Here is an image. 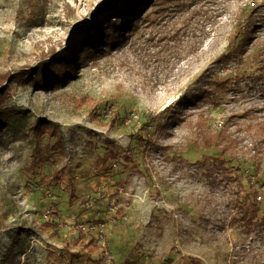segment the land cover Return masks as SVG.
Listing matches in <instances>:
<instances>
[{
    "label": "rangeland",
    "instance_id": "obj_1",
    "mask_svg": "<svg viewBox=\"0 0 264 264\" xmlns=\"http://www.w3.org/2000/svg\"><path fill=\"white\" fill-rule=\"evenodd\" d=\"M155 2L0 0V72L20 76L3 85L14 109L0 131V260L264 264V229L246 224L235 186L200 162L220 151L198 148L226 130L232 165L252 181L262 215L264 82L220 89L218 104L196 97L236 74L235 61L217 60L236 43L243 8L264 0H196L193 16L164 18ZM112 23L123 41L103 53ZM87 45L97 57L84 56ZM54 57L69 71L42 87L37 76L36 86L29 70ZM54 174L61 182H43Z\"/></svg>",
    "mask_w": 264,
    "mask_h": 264
},
{
    "label": "trees",
    "instance_id": "obj_2",
    "mask_svg": "<svg viewBox=\"0 0 264 264\" xmlns=\"http://www.w3.org/2000/svg\"><path fill=\"white\" fill-rule=\"evenodd\" d=\"M194 1L196 0H158V2H155L154 5L158 7L157 9H159V11L157 13L159 17L162 18L172 14H184V12L193 16V11H191L189 8L193 5ZM198 10H194V13L198 12ZM243 11L246 12V16L243 20H238L237 29L233 37V43H236L232 45L230 44L227 48V52L217 60V63L220 65L230 64V62L235 61L238 67L236 74L230 78L225 77L204 85L202 92L196 95L198 99H207L212 103L218 104L221 100V96L218 95V91L220 89L228 91L230 85L236 86L238 88L242 82L245 84H249L251 81L256 80L264 82V5L257 6L256 4H253L252 6H245ZM111 25L112 28H109L113 32V36H108V38L110 37L108 39V43L106 41L108 45V48L106 49L108 50L103 51V53L111 51L113 47L121 45L123 41L124 34H122V36H118L120 34L119 28H117L113 23ZM88 47L89 46L87 45L85 48L84 56L97 57V45H94L90 48ZM257 47H259V49L252 55V59L246 58L247 54L249 55L251 51L254 52ZM243 64H248V68L245 71H241L240 69V65ZM67 65L68 63L64 60L54 57L52 59H47L40 62V64L35 69L29 71L33 75V80L35 82L38 81V77L40 78L41 84L39 83V86L42 87V82L44 83L46 79H52L55 70L60 72L69 71ZM11 77V81L20 79V76H12L9 73L0 72V131L6 128L4 127L7 121L5 117H7L8 113L14 109L7 108L11 100L9 85L3 87V85H5V83H7ZM22 77L23 75L21 76V79ZM36 86H38V82ZM118 119L119 115L114 114L110 119V126L114 127ZM260 127L262 128V134L264 135V125H261ZM35 131L37 132V135L43 136L46 133V127L37 126ZM225 132V129H221L212 137L203 139L202 145L198 146V148L202 147L208 150L216 149L220 151V156L205 157L200 162L209 164L210 171L217 174V177L220 178V182L225 184H233L235 186V190L238 194L236 203H239V205L236 207L240 208V215L243 220H246V224L253 225L254 229L257 230L264 229V209L262 210V215H260L261 207L257 201V198L260 196L257 195L252 181L245 175L241 174L239 172L240 170L232 165V162L235 161L236 158H234L230 152L229 146L231 145L226 143L227 140H229V136ZM49 134L50 137L57 136L55 127L50 126ZM140 139L143 141L142 138ZM253 157L256 163L260 161L259 156L255 155ZM245 180L247 181V184L245 183ZM43 182L48 186H51L52 184L61 182V178L57 174H54L52 177L46 176L43 179ZM67 188L70 195L75 198L74 184L70 183ZM250 193H253V195ZM47 227L53 229L55 228V233L59 232L57 225L54 223H47ZM94 243L95 242L92 239L87 244V247L88 249L92 248L93 251H97ZM10 261L12 262L11 254L6 255L3 260H0V264H9Z\"/></svg>",
    "mask_w": 264,
    "mask_h": 264
},
{
    "label": "built area",
    "instance_id": "obj_3",
    "mask_svg": "<svg viewBox=\"0 0 264 264\" xmlns=\"http://www.w3.org/2000/svg\"><path fill=\"white\" fill-rule=\"evenodd\" d=\"M259 200L261 199V197L258 198Z\"/></svg>",
    "mask_w": 264,
    "mask_h": 264
}]
</instances>
